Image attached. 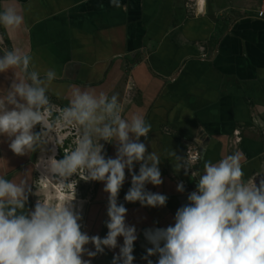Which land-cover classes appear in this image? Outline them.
Masks as SVG:
<instances>
[{
    "label": "crops",
    "instance_id": "1",
    "mask_svg": "<svg viewBox=\"0 0 264 264\" xmlns=\"http://www.w3.org/2000/svg\"><path fill=\"white\" fill-rule=\"evenodd\" d=\"M119 3L116 8L111 0H0V12L11 5L24 18L18 30L0 25V57L17 49L32 56L42 75L55 70L57 78L47 93L52 110L69 105L75 85L117 95L124 118L139 114L151 124L147 140L140 139L149 153H161L163 183L147 187L166 196L167 203L133 206L126 217L132 224L126 223L164 229L174 226L175 211L196 190L205 161L217 163L239 151L246 158L241 162L244 176L264 178V19L241 4L217 10L220 14L213 18L192 16L187 0ZM23 77L18 68L0 73V94ZM39 125L34 133H40ZM13 139L0 134V175L26 181L28 193L41 155L49 156L50 148L56 156L62 141L49 148L47 141L20 156L9 147ZM106 146L105 158H115L117 145ZM190 146H199L202 159L185 175L164 153L171 148L182 158ZM139 167L134 165L136 174ZM178 177L183 193L174 182ZM127 179L131 181V174L125 169ZM104 187L97 184L100 199L108 196ZM28 207L26 201V214Z\"/></svg>",
    "mask_w": 264,
    "mask_h": 264
},
{
    "label": "clouds",
    "instance_id": "2",
    "mask_svg": "<svg viewBox=\"0 0 264 264\" xmlns=\"http://www.w3.org/2000/svg\"><path fill=\"white\" fill-rule=\"evenodd\" d=\"M111 5L121 7L119 0H111ZM23 24L24 18L14 6L0 12V25L6 29L18 30ZM17 68L23 79L15 78L0 94V134L14 137L10 149L20 156L34 151L52 140L49 133L57 124L77 127L78 142L63 160L53 158L45 164V171L58 176V182L53 183L48 176L40 180L65 192L72 189L70 199L59 208L41 199L34 211L25 214L26 181L16 183L0 175V264H91L105 249L118 247L112 264H133L136 228L126 224L127 209L118 203L125 169L131 174L126 202L151 208L167 203L166 196L146 190L147 184L158 187L163 183L161 153H149L140 139L147 140L151 124L139 114L124 118L117 95L96 94L75 85L69 105L51 120L47 93L57 78L55 70L42 75L31 55L17 49L5 51L0 57V73ZM37 124L42 125L41 133L32 131ZM101 140L117 145L115 158H105ZM164 159L175 160L174 169L183 170L185 175L192 169L189 158L177 156L171 148L165 150ZM245 159L237 151L217 163L204 162L197 188L176 212L174 226L145 230L144 237L151 245L143 257L147 264H153L150 257L154 256L158 257L155 264H264V178L258 184L245 181L241 163ZM135 164L140 165L139 174L134 172ZM73 174L105 185L109 196L104 238L81 230V211L72 204L75 181L65 182ZM184 190L180 182L177 191ZM119 237L123 238L122 246ZM89 244L94 250L86 247Z\"/></svg>",
    "mask_w": 264,
    "mask_h": 264
},
{
    "label": "rangeland",
    "instance_id": "3",
    "mask_svg": "<svg viewBox=\"0 0 264 264\" xmlns=\"http://www.w3.org/2000/svg\"><path fill=\"white\" fill-rule=\"evenodd\" d=\"M207 1L209 2L210 7L213 9V11L215 13L206 14V15H209L210 17H212V15H213V18H215L214 15L220 14L217 11L219 9L223 10L225 8L229 11L233 8L234 9L237 8L238 4H241V6H242L241 8L252 10L250 8L254 7L258 2L257 0H222L224 2L223 3L224 5H221L219 0H207ZM230 3H231V6L227 5ZM212 6H214L215 9ZM218 17H220V16H218ZM51 108H52V106H51ZM61 111L62 110L58 109V108H53V110L51 109V118H49V119L55 120L56 117H58L61 114ZM39 129H40V133H41L43 131L42 125H39ZM49 135L52 137V140L48 141L49 142L48 148L51 147L53 143L54 144L58 143L59 139H61V140L63 139L64 142L67 140V143L64 145V147H62V148L59 147V149H58L57 161L63 160L66 152L74 149L77 142H78V131H77V127H75V126L64 127L61 124H57L55 126L54 132H50ZM65 137H67V138H65ZM75 140H77V142H75ZM73 142H75V143H73ZM100 143L103 145L102 154L104 155V153L107 149V146H106L107 143L104 142L103 140H101ZM53 147H54V145H53ZM185 151H186V149H185ZM47 152L49 153V156L44 154L45 155V160H44L45 164L47 163L48 160L53 159L52 154H50L51 153L50 148L48 149ZM53 155H54V152H53ZM182 158H187L186 152ZM191 168L193 169L194 166H191ZM37 169H38V167H37ZM44 176H48L49 179L53 183H56L59 180V177L56 176L55 174H51L49 172H46L45 167L40 169V173H38V172L36 173V175L34 177L33 191L31 192L32 199H33V210H31V212L34 211L36 204L41 199L45 202L54 204L58 208V205H60V204H59V202H56V204L54 203V196L53 195L56 194V190L57 191L60 190L64 194L66 193L63 190H61L59 188H54V187H49V189H46L47 191L42 189V185L44 183H41L40 180ZM128 179L125 180V182H124V184H123V186L119 192L120 194L118 196V198L123 196V197H121L120 202L118 201V203L123 204L126 208L129 207L127 209L126 217L128 216V213L132 210V209H130L131 207L140 205L139 202L128 203L124 199L125 194L128 192L129 188L131 187V181H128ZM244 180L248 181V182L254 181L255 183H257V182L259 183L260 179H259V176L253 177V175H250L249 177L244 176ZM73 181H75V189H74L75 199L72 201V204L76 205L77 203H79L76 201L77 199L83 200L82 201V203H83V211H82L83 219L81 221V223H82V229L81 230L83 232H86L89 236L98 235L101 238H104L108 232V229L106 227V222L108 221L107 207H108V196H109V194L104 199L99 198V191H97L98 188L96 189V187H97V184H100V181L85 180V179H82L78 174H73L65 182L66 183H72ZM174 182L178 185L180 182H182V178L178 177L174 180ZM70 190L71 189H69L68 191H70ZM49 191L53 195H48ZM178 210H179V207H178L177 211ZM175 213H176V211H175ZM125 219H127V218H125ZM126 224L129 226H132L128 223H126ZM135 228H136V233H137L138 238L134 244L133 255L135 257V260L133 261V264H147V261L145 259H143V257L146 256V249L151 247V245L145 239L144 232H145V230H148L150 228L144 227L143 225H136ZM118 244L121 246L123 245V238L122 237L118 238ZM86 247L94 250V248L91 244L87 245ZM118 252H119V247L115 250L105 249L104 254L97 255L95 257V259L93 258L91 260V264H112L113 256L115 254H118ZM108 255H109V257H108ZM84 259L87 260L88 257L85 255ZM150 259H152L153 264H155L158 257L154 256V257H150Z\"/></svg>",
    "mask_w": 264,
    "mask_h": 264
},
{
    "label": "bare ground",
    "instance_id": "4",
    "mask_svg": "<svg viewBox=\"0 0 264 264\" xmlns=\"http://www.w3.org/2000/svg\"><path fill=\"white\" fill-rule=\"evenodd\" d=\"M198 15H206V14H213V13H215L214 11H213V9L210 7V5H209V2L207 1V0H199V5H198ZM42 130H43V128H42ZM52 158H55V157H53L52 156ZM40 161L38 162V169H41V168H43L44 167V165H45V162H44V160H45V155L44 154H42L41 155V157H40V159H39ZM49 187H52V185L51 184H49V183H44L43 185H42V189H44L45 191H47L46 189H49ZM72 191V189L70 190V191H67L65 194L64 193H62L60 190L59 191H57L56 190V194L55 195H53L52 193H50V191H49V193H48V195H53L54 196V203L56 204V202H59V204L60 205H58V208L61 206V204L65 201V200H67V199H70V196H69V194L68 193H70ZM77 202H79V203H77L76 205H73L77 210H80L81 211V214H82V211H83V203H82V199H77L76 200ZM130 222V221H129ZM131 224H132V222H130Z\"/></svg>",
    "mask_w": 264,
    "mask_h": 264
},
{
    "label": "built area",
    "instance_id": "5",
    "mask_svg": "<svg viewBox=\"0 0 264 264\" xmlns=\"http://www.w3.org/2000/svg\"><path fill=\"white\" fill-rule=\"evenodd\" d=\"M187 3L192 16L198 15L197 12L199 0H187ZM251 13L255 18L264 19V0H258L256 7L251 11ZM185 152L186 156L189 158V163L191 165H198V163L202 159L201 149L199 148V146H190L186 149ZM146 190L148 191L147 187Z\"/></svg>",
    "mask_w": 264,
    "mask_h": 264
},
{
    "label": "flooded vegetation",
    "instance_id": "6",
    "mask_svg": "<svg viewBox=\"0 0 264 264\" xmlns=\"http://www.w3.org/2000/svg\"><path fill=\"white\" fill-rule=\"evenodd\" d=\"M67 142H62L61 143V145H58V149H59V147H64V145L66 144ZM57 149V150H58ZM58 156V154L56 155V156H54L56 159L58 158L57 157ZM59 160V159H58ZM201 161V160H200ZM200 163V162H199ZM198 163V164H199ZM37 165H38V162L36 163V168H37ZM35 166H33V168H34ZM32 168V169H33ZM34 170V169H33ZM37 172L38 173H40V171L39 170H37ZM36 172V173H37ZM14 173H15V171H13L11 174H10V176L12 177V178H14ZM36 173H34V177H35V175H36ZM34 177H33V179H32V183L30 184V186H29V189H30V191H28V193H26L27 194V196H28V199H27V202H28V209H27V214H29L30 212H31V210H33V199H32V194H31V192L33 191V183H34ZM146 187H147V185H146ZM147 189H148V187H147ZM188 203V202H187ZM187 203H185V205L187 204ZM184 204L182 205V207L183 206H185ZM26 214V213H25ZM108 257H109V255H108ZM95 259V258H94Z\"/></svg>",
    "mask_w": 264,
    "mask_h": 264
},
{
    "label": "water",
    "instance_id": "7",
    "mask_svg": "<svg viewBox=\"0 0 264 264\" xmlns=\"http://www.w3.org/2000/svg\"><path fill=\"white\" fill-rule=\"evenodd\" d=\"M184 198H186V200L184 201V203H187V202H188V198H187V196H185Z\"/></svg>",
    "mask_w": 264,
    "mask_h": 264
},
{
    "label": "trees",
    "instance_id": "8",
    "mask_svg": "<svg viewBox=\"0 0 264 264\" xmlns=\"http://www.w3.org/2000/svg\"><path fill=\"white\" fill-rule=\"evenodd\" d=\"M255 6H256V5H255ZM255 6H254V7H252V8H250V9H252V10H253V9L255 8Z\"/></svg>",
    "mask_w": 264,
    "mask_h": 264
}]
</instances>
